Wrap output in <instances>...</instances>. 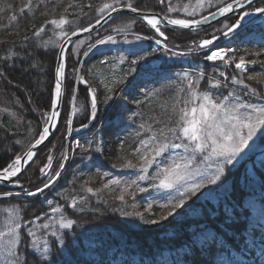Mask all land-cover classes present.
<instances>
[{"label": "trees", "instance_id": "16d2710c", "mask_svg": "<svg viewBox=\"0 0 264 264\" xmlns=\"http://www.w3.org/2000/svg\"><path fill=\"white\" fill-rule=\"evenodd\" d=\"M103 2L110 0H31V4L29 0H0V166L10 161L13 152L19 154L31 146L41 131L40 125L43 122L39 116L49 110L54 98L53 81L59 44L62 41L55 26L47 25L40 37H36L34 31L46 20L61 16L70 22V26L64 27L69 33L88 26L95 22L98 15L96 9ZM135 2L142 10L182 17L180 13H167L166 6L159 4L158 0ZM171 3L174 1L171 0ZM22 8L25 9L23 12ZM12 15L17 17L16 20L11 19ZM128 25L132 26L129 28ZM214 26L218 28L221 25L216 23ZM116 28H122L128 33L151 35L139 18L120 16L95 34L79 39L86 43L80 48V55L70 56L67 62L61 122L39 150L36 163L30 165L27 177L22 180L25 188H35L40 184L38 168L46 164L48 155L53 158V170L61 163V154H64L67 144L63 118L69 110L68 92L73 87L77 90L73 106L78 110L73 117L74 128L78 129L82 123L88 122L82 108L90 105V97L86 92L89 85L97 89L99 111L90 128L80 134H72V139L79 138L81 145L91 144L95 148L98 136L102 133L107 140L106 156L119 164L116 158L118 155L135 161L131 153L142 138L136 135L138 131H143L140 127L142 124L146 128L151 125L158 129L163 125L155 124L154 121H174L175 112L185 106L184 101L189 95L187 82L181 80L183 72L202 69L206 75L217 78L219 71H225L229 77L236 74L232 67L224 68L220 63L213 64L204 60V53L189 55L186 60L169 61L167 55L153 52L152 40H144L143 45L134 48L123 42L125 36L130 41L134 40L135 36L131 34L116 36V44L87 48L88 43L95 44L98 38L116 34L113 31ZM212 30L207 27L203 31L189 33L187 30L175 29L174 33H167L169 44L185 49L193 40L206 38ZM252 30H264V26L253 24L239 36L229 39L221 37L218 43L220 46L237 49V57L244 54L243 50L264 51V43L242 41ZM69 49L74 52L76 42ZM85 50L87 55L83 54ZM132 52L139 55L153 52L150 62L162 67V71L138 80L136 87H128L132 79L143 73L138 70L135 76L125 75L129 68L127 60L135 58ZM6 56L9 57L7 61ZM122 57L126 58L124 63H121ZM246 58L258 61L249 69L248 74L264 68V55ZM81 75L88 81V85L79 81ZM121 78L125 82L116 83ZM249 83L260 89L256 82ZM237 87L240 90L241 86ZM196 88L205 90V85L200 84ZM106 95H110L111 99L106 101ZM118 117L119 122L116 121ZM147 135L144 132V138ZM16 141H20V144H16ZM71 150H68L67 165L51 190L36 198L20 196L17 200L0 203V208L14 205L23 209L25 220H33L52 212L47 203L52 201V206H61L66 216L76 221L72 229L63 233V246L56 241L51 243V255L46 261L43 256L37 261L29 254L32 264H109L108 260L118 253H122L125 258L117 264H264V225H250L249 211L243 206L248 196L264 199V148L251 153L239 164L228 166L229 171L222 181L189 199L181 214L168 217L158 224L140 225L131 216L122 215L127 212L124 204L97 197L93 193L100 189L97 183V153L83 148ZM88 187L93 192H88ZM12 189L9 185L0 186V191ZM73 199L77 202L75 209L71 207ZM152 211L157 219L163 214L156 204ZM202 228L212 229L215 236L210 241L200 243L197 232ZM249 237L253 238V243ZM234 251L241 252L246 259H240ZM165 252L175 253L170 263L160 261Z\"/></svg>", "mask_w": 264, "mask_h": 264}, {"label": "snow or ice", "instance_id": "6c2138e0", "mask_svg": "<svg viewBox=\"0 0 264 264\" xmlns=\"http://www.w3.org/2000/svg\"><path fill=\"white\" fill-rule=\"evenodd\" d=\"M158 3L166 6L167 13L183 12V18H174L168 14L160 15L142 10L135 0H110V2L101 3L96 9L98 15L95 17L94 24L82 27L78 31L72 30L69 33V31L64 30L66 25L70 26V22L63 16L46 20L34 31V35L40 37L45 32L47 25L55 26L56 29L61 30L59 36L63 43L59 44L60 52L53 81L54 98L50 102L49 110L42 112L39 116L43 122L40 125L41 131L37 133L31 146L22 153L13 152L10 161L0 166V186L11 184L20 189L18 192L0 191V203L17 200L21 195L28 198L44 195L60 179L65 162L69 159L66 154H61L62 162L55 170L52 169V156L46 157V164L38 168L40 174L38 178L41 182L35 188H25V184L22 182L27 177L30 165L36 163L35 158L38 156L39 146L44 144L52 132L59 127L61 122L60 109L64 104L62 85L66 80L67 62L70 56L78 57L80 55L79 50L86 42L77 39L74 52L71 49L66 50L64 43H71V37H79L81 33L85 32L91 33L95 31L97 26L107 24L113 20L114 13L117 15L125 11L136 13L150 30L151 35L134 34L135 41L152 40L159 46L153 52L159 51L169 58L204 53V60L213 62V64L220 62L224 68L232 67L236 71V74L231 77L224 71H219L218 78L213 75H206L202 69H197L194 72H183L181 80L187 82L186 90L189 98L184 101L185 106L180 107L175 112V120L169 123L154 121L155 124L163 125L158 129L151 125L146 128L142 124L140 127L143 131L136 133L142 138L131 153L135 162L124 155H118L116 158L120 163L111 165V169L127 172L129 178H121L111 171L102 173V176L107 178L103 184V189L117 193L112 196V199L121 204H127L129 200L134 201L137 193H145L149 189L163 194V202L149 201L144 212H123L122 215L138 217L147 224H158L168 217H174L177 210L183 209L189 199L197 196V193L202 189L221 182L229 171L228 166L234 165L238 158L250 148V142L254 141L258 132L264 130V68L254 74H248L249 67L256 65L258 61L257 59H246V56L260 57L264 55V51L248 52V50H243L244 54L237 57V49L220 47L217 42L221 37L229 39L233 36H239L249 26L257 22L264 25V0H196V7L191 10L188 6L181 9L179 6L173 5L171 0H158ZM29 4H31V0H29ZM88 7L90 8L91 5ZM24 10L22 8L21 12ZM16 18L15 15L11 17L12 20H16ZM214 22L221 26L215 27ZM161 25H165L163 30ZM206 25L213 29L211 33L206 38L193 40L185 49H180L179 45L169 44L167 33H174L176 28L188 30L191 33L193 30H205L204 26ZM131 26L128 25L127 27L130 28ZM113 31L120 33L124 29L116 28ZM123 42L133 43L134 41L128 40L125 36ZM47 43L46 41L45 45ZM108 43L116 44V36L109 34L98 38L95 44L88 43L87 48L92 49L97 45ZM153 52H149L148 55L132 52L131 55L135 58L127 60L129 68L125 75L135 76L138 70L143 71L145 75L162 71V67L154 66L150 62ZM83 54L87 55V50ZM8 58L6 56L5 61ZM125 59L122 57L121 63H124ZM76 63L78 64L79 61L77 60ZM101 63H106V61ZM73 72H75V68ZM79 81L88 85V81L82 75L79 76ZM251 81L260 85V89L252 87L249 83ZM124 82L123 78L116 81V83ZM73 84H75V77ZM200 84L205 85L204 91H199L196 88ZM229 86L241 87L239 91L236 87H232L227 94L220 91L229 88ZM108 91L111 92L112 90L108 89ZM86 92L90 97V105L82 108V111L86 114L85 119L88 122L82 123L80 129L74 128V121L69 118V116L77 115L78 110L73 106L77 98V90L73 87L68 92L69 110L63 118L65 133L67 134L89 128L97 118L99 111L97 89L89 85ZM217 92L219 95H216ZM109 99L111 96L106 95L105 100ZM253 99L258 103L252 102ZM190 104L193 106L188 107ZM144 132L148 133L146 138H144ZM15 143L20 144V141ZM75 143L77 148H83L85 151L103 152L102 142L97 144L95 148L91 144L81 145L78 140ZM122 148L123 145H121ZM5 151H7L6 148ZM201 164L203 165L202 168L200 167ZM132 176L134 178H131ZM28 182L31 183V181ZM145 183L147 186H144ZM87 191L93 192V189L88 187ZM47 203L51 207V211L59 215V228L72 229L76 221L66 219L59 205L52 206V201H47ZM154 204L163 213L158 219L155 218V213L152 211ZM71 207L73 209L77 207L75 199L72 200ZM23 211V209H18L11 214V218L6 223L0 226V264H32L29 254L37 261H39L40 256H43L45 261L47 260V254L51 249L49 241L43 239L42 234L49 230L52 224L45 222L39 225L41 238L38 239L37 230L32 227L35 221L25 220L22 215ZM145 212L153 218L146 216ZM35 220L39 221L41 217L37 216ZM57 231H52L50 234L56 237L59 244L63 246V237H57ZM38 252L39 256L37 255Z\"/></svg>", "mask_w": 264, "mask_h": 264}, {"label": "rangeland", "instance_id": "374dc122", "mask_svg": "<svg viewBox=\"0 0 264 264\" xmlns=\"http://www.w3.org/2000/svg\"><path fill=\"white\" fill-rule=\"evenodd\" d=\"M173 1H174L173 4L175 6H179L181 9L184 6H188L189 10H191L192 8L196 7V0H173ZM197 11H199V9H197ZM180 14L182 15V17L179 16V17H176V18H183V15H184L183 12H180ZM60 31L61 30L58 29L57 35H59ZM128 34L129 33L126 30H124L123 32L116 33L114 35L115 36H119V35H128ZM131 34L134 35V34H137V33H131ZM245 39L254 40V41L255 40H260V42H264V30H259V31L252 30L250 33H248L245 36ZM131 41H134V42L133 43H129V45L133 46L134 48L144 44V41L136 42L135 39L131 40ZM153 47H154V45L152 46V49H153ZM167 57H168L169 61H172L174 59H176V60H178V59H182V60L188 59L187 56H185V57H175V58H169V56H167ZM142 75L145 76L144 73H140V74H138V76H136L134 79H132L129 82L128 87H136L137 84H138V82H137L138 78L141 77ZM232 87H236L237 91H239V88L237 86H231L228 89H221L220 91H222L225 94H227L231 90ZM257 89L259 90V88H257ZM198 90L199 91H204V90H200V89H198ZM216 95H219V92H217ZM245 98L247 99V97H245ZM252 102L258 103V101H256L255 99H253ZM191 106H193V105H191V104L188 105V107H191ZM116 121L119 122L120 121V117H118L116 119ZM69 135L70 134L66 135L67 144H66V149H65L64 154H66L67 150H69L72 147L73 139L69 138ZM263 137H264V130H261L254 137V141L250 142V145H251L250 148L247 149L245 151V153H243L241 155L240 158H238V160L234 163V165L239 164L245 157H247L251 153H253V152H255V151L259 150V149L264 148ZM101 142H102V145H103V152L102 153H97L96 164H98V165L96 166V169H97V171L99 173V178H97V183L99 184L100 189H103V184L107 180V178L102 176L103 172L111 171L114 175L120 176L121 178H129V175H128L127 172H122V171H120L118 169H111V165L114 162L111 161L105 154L107 140L102 135V133H100L99 136H98L97 144H99ZM61 162H62V160H61ZM65 165H67V164H65ZM200 167L202 168L203 165L201 164ZM213 168H214V166H213ZM150 173H151V170H150ZM131 178H134V176H132ZM144 186H147V183H145ZM212 186L213 185H210V186L202 189L200 191V193L208 191L209 189H211ZM93 193H95L97 197H105V198H108V199H111V200H113L112 196L117 194V193L110 192L108 189H103L102 191H97L96 190ZM162 195L163 194L157 193V192H155L152 189H149V191L145 192V193H137L135 200L134 201L133 200H129V202L127 204H124V208L127 210L128 213H134L136 211L144 212L145 207H146V205H147V203L149 201H155L157 203L163 202L162 201ZM115 201H117V200H115ZM243 205L249 211V214H250V216H249L250 225H255V226H257L259 224L260 225H264V199H261V198H258L257 196L255 197V196L251 195V196H248L245 199ZM186 206H187V204L185 205V207L183 209H178L176 215L181 214L182 211L186 208ZM61 209L63 211L62 207H61ZM17 210H18V208L16 206H14V205H7V206H4V207L0 208V226H2L4 223H6L7 220L11 218V214L15 213ZM6 213H7V215H6ZM63 214H64V217L66 219H69L66 216V214L64 213V211H63ZM145 215L148 216L149 218H151L149 213L145 212ZM40 217H41V220H39V221H36L35 218L33 219V221H35V223L32 225V227H34L37 230L38 239H40L41 238V233H40L39 225L41 223H45V222H50L52 224V227L49 230L44 231L43 234H42V238L49 241V246H50V249H51V243L54 242V241H56V242H58V241H57V238L51 236L50 233L52 231H57L58 230L57 231V237H59V236H63V233L66 232L69 229H61V228H59V224H58L59 215L56 214V213L50 212L49 214H47V216L43 215V216H40ZM131 218L133 219V221L137 225L138 224L140 225V224L144 223L138 217L131 216ZM214 236H215V231H213L210 228H202V229H200L197 232V240L200 243L206 242V241H210ZM249 240L253 243V238L252 237H249ZM258 245H260V243ZM111 253H113V251H111ZM50 255H51V250L47 254V257H49ZM174 255H175V253H173V252H171V253L170 252H165L164 255L162 257H160V261H166L167 263H170L171 261H173ZM237 256L240 259H242V260L246 259L245 255L242 254L241 252L237 253ZM123 258H125V256L122 253H118L115 257L110 258L108 261H109V264H117Z\"/></svg>", "mask_w": 264, "mask_h": 264}, {"label": "water", "instance_id": "95a60500", "mask_svg": "<svg viewBox=\"0 0 264 264\" xmlns=\"http://www.w3.org/2000/svg\"><path fill=\"white\" fill-rule=\"evenodd\" d=\"M156 13V12H155ZM160 14V13H159ZM119 15H133V16H136V17H138L137 16V14L136 13H131V12H127V11H125V12H122V13H120ZM119 15H117V14H113V18L114 17H116V16H119ZM160 15H162V14H160ZM139 18V17H138ZM218 19H222V18H218ZM215 23V22H214ZM94 24V23H93ZM105 24H103L102 26H97L96 27V29H95V31H93V32H91V33H87V32H85V33H81L80 35H79V37H71V43H64V48L66 49V50H68V48H69V46L73 43V42H75L77 39H80V38H82V37H84V36H87V35H90V34H93V33H95L96 31H98L100 28H102L103 26H104ZM162 27H165V25H161ZM204 27H207V25L206 26H204ZM176 29H179V28H176ZM193 31H195V30H193ZM63 43V42H62ZM59 52H60V48H59ZM59 52H58V56H59ZM58 56H57V62H56V67H57V63H58ZM56 69V68H55ZM63 96H64V84L62 85V99H63ZM62 108V107H61ZM60 112H61V109H60ZM82 130H86V129H82ZM55 132V131H54ZM54 132H52V134L54 133ZM78 132V131H77ZM52 134L49 136V138H48V140L50 139V137L52 136ZM47 140V141H48ZM47 141H45V143L47 142ZM45 143L44 144H42V145H40L39 146V148H38V151L40 150V148L43 146V145H45ZM48 170V169H47ZM13 186V185H12Z\"/></svg>", "mask_w": 264, "mask_h": 264}]
</instances>
